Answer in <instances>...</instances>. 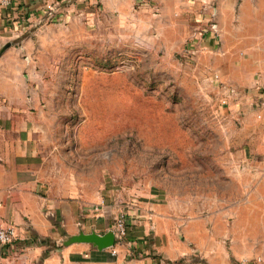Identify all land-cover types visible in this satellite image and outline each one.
Masks as SVG:
<instances>
[{
  "label": "rangeland",
  "instance_id": "374dc122",
  "mask_svg": "<svg viewBox=\"0 0 264 264\" xmlns=\"http://www.w3.org/2000/svg\"><path fill=\"white\" fill-rule=\"evenodd\" d=\"M172 1L64 0L39 18L43 53L30 63L45 155L60 187H76L84 231L103 233L123 212L169 247L165 220L144 213L160 202L173 207L176 243L200 221V241L221 235L228 247V230L240 236L248 221V206L229 200L243 196L235 169L248 148L264 149L248 129L250 105L263 119V76L248 77V30L212 28L192 0ZM196 241L170 264L204 263Z\"/></svg>",
  "mask_w": 264,
  "mask_h": 264
},
{
  "label": "crops",
  "instance_id": "0c3cea01",
  "mask_svg": "<svg viewBox=\"0 0 264 264\" xmlns=\"http://www.w3.org/2000/svg\"><path fill=\"white\" fill-rule=\"evenodd\" d=\"M62 2L10 0L8 7L0 8V222L12 224L17 232L13 243L0 245V264H170L188 253L193 238H197V250L205 257L204 263L194 264H237L241 259L255 257L264 261V149L248 148L242 171L235 169L239 180L234 186L243 190V196L229 200L248 206V221L240 229V236L236 224L228 230V247L221 235H208L207 241H200L205 233L200 221L187 224V242L176 243L172 235L173 207L160 202L147 205L144 213L154 221L165 220L164 235L169 247L162 245L160 232L151 234L150 226L135 223L133 216L126 218L125 245L116 244L114 255L110 250L98 251L87 244L60 245L65 234H74L80 227L82 203L71 181L60 187V169L51 165L45 155L47 136L40 117L39 87L31 83L37 71L30 60H39L43 53V25L38 26L39 18ZM191 3L196 18L205 24L210 20L212 28L248 30V77L260 67L264 85V0ZM112 7L123 11L120 3ZM250 61L261 63L252 65ZM260 106V120L251 105L248 107V129L251 138L258 135L264 145V101ZM34 237L37 241L28 243ZM40 239L54 247L38 243Z\"/></svg>",
  "mask_w": 264,
  "mask_h": 264
},
{
  "label": "built area",
  "instance_id": "2783aa9c",
  "mask_svg": "<svg viewBox=\"0 0 264 264\" xmlns=\"http://www.w3.org/2000/svg\"><path fill=\"white\" fill-rule=\"evenodd\" d=\"M10 5V0H0V8L8 7ZM51 8V7H50ZM217 76V75H216ZM223 86L226 90H231L230 92L235 93V88L226 85ZM230 88V89H228ZM263 102L261 103V105ZM100 205V204H99ZM100 206H96L95 208H99ZM113 228L116 229L115 236L116 239H123L127 235V225H126V214L123 212H119L114 217ZM17 237L16 228L12 224H4L0 222V245H8L14 242ZM111 254L114 255L116 253L115 247L110 249ZM237 264H264V261L261 257H255L252 259H241Z\"/></svg>",
  "mask_w": 264,
  "mask_h": 264
},
{
  "label": "water",
  "instance_id": "95a60500",
  "mask_svg": "<svg viewBox=\"0 0 264 264\" xmlns=\"http://www.w3.org/2000/svg\"><path fill=\"white\" fill-rule=\"evenodd\" d=\"M70 2L71 0H67ZM116 229L108 228L105 232L100 233L94 229L89 232L84 231L81 227L74 234H65L60 243L63 247L72 244H87L98 251L109 250L115 246Z\"/></svg>",
  "mask_w": 264,
  "mask_h": 264
},
{
  "label": "trees",
  "instance_id": "16d2710c",
  "mask_svg": "<svg viewBox=\"0 0 264 264\" xmlns=\"http://www.w3.org/2000/svg\"><path fill=\"white\" fill-rule=\"evenodd\" d=\"M35 241H37V238H36V237H34V238H32L31 240H29L28 243H32V242H35ZM47 242H48V241L45 240V239H40V240L38 241V243H41V244H44V243H47Z\"/></svg>",
  "mask_w": 264,
  "mask_h": 264
}]
</instances>
